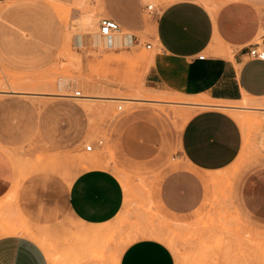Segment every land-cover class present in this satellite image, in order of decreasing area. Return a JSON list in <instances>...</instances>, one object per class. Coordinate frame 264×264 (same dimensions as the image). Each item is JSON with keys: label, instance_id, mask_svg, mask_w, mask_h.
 Masks as SVG:
<instances>
[{"label": "crops", "instance_id": "crops-1", "mask_svg": "<svg viewBox=\"0 0 264 264\" xmlns=\"http://www.w3.org/2000/svg\"><path fill=\"white\" fill-rule=\"evenodd\" d=\"M97 1L99 16L131 34L125 53L140 43L149 52L144 75L148 91L190 105L195 99L219 103L201 105L211 107L187 119L175 148L160 133L157 121L140 116L124 118L115 137L122 157L155 169L177 155L152 197L167 215L193 213L204 202L213 176L229 175L234 166L247 162L248 139L230 105L264 99V60L249 55V47L261 41L264 31V0H158L154 16L144 8L146 0ZM0 2V64L17 73H34L54 63L66 37L56 9L44 0ZM73 34L77 47L79 33ZM108 44L111 48V39ZM260 47L264 49V37ZM107 52L118 56L124 51L118 47ZM259 136L254 142L261 155L248 158V166L236 176L235 192L245 213L264 221V131ZM8 160L0 149V202L14 185ZM14 197L4 211L5 234L0 230V264H51L50 254L37 243L42 231L63 239L64 255L68 236L100 239L104 227L122 212L125 193L113 172L97 167L69 182L57 175H38L20 184ZM114 264L176 261L161 240L141 237L128 243Z\"/></svg>", "mask_w": 264, "mask_h": 264}, {"label": "rangeland", "instance_id": "rangeland-1", "mask_svg": "<svg viewBox=\"0 0 264 264\" xmlns=\"http://www.w3.org/2000/svg\"><path fill=\"white\" fill-rule=\"evenodd\" d=\"M44 1L56 9L66 30V41L54 63L34 73H17L0 64V149L14 171V184L18 188L38 175H57L69 182L82 171L99 166L118 177L125 193L122 212L114 219L116 223L113 220L104 227L106 233L100 239L68 236L64 255L61 237L46 231L36 236L44 252L50 254L51 264H114L128 243L147 232L170 248L176 264H264V221L245 213L235 192L236 176L248 166V158L261 155L254 141L264 130V99L230 105L236 107L235 114L248 117L244 123L247 162L234 166L218 182L208 183L204 202L193 213L181 217L167 215L152 194L162 176L178 161L177 155L164 160L159 169L128 161L116 146L118 125L126 117L157 121L160 133L175 148L187 119L211 107L201 105L219 103L195 99L191 106L182 98L163 93H149L160 100L145 99L151 96L144 83L149 52L143 43L130 49V54L125 53L129 49H122L125 52L118 56L103 49H79L72 42L81 15L73 3L76 0ZM143 4L144 8L153 6V16L160 8L158 0H146ZM102 18L106 17L98 15V22ZM61 77L71 82L70 91L64 92L69 97L60 96L56 90ZM74 91L87 98L74 96ZM111 97L116 101H110ZM125 99L130 102H124ZM245 106L261 110L250 111ZM86 146H92V151L87 152ZM14 198L7 196L0 202L3 234L7 222L4 211ZM80 250L84 252L81 255Z\"/></svg>", "mask_w": 264, "mask_h": 264}, {"label": "bare ground", "instance_id": "bare-ground-1", "mask_svg": "<svg viewBox=\"0 0 264 264\" xmlns=\"http://www.w3.org/2000/svg\"><path fill=\"white\" fill-rule=\"evenodd\" d=\"M78 8H79V10L81 11L80 12V17H79V20H78V28H76L77 30H78V32L77 33H79V36H78V43H77V47L79 48V49H104V50H106V51H110V50H114L115 48H120L121 50L122 49H129L131 46H130V42H129V38H130V33L129 32H126V31H124V30H120L118 33H116L113 37H112V46H111V48H109V44H108V40H107V38L106 37H101L100 35H99V31H98V14L100 13V11H101V6H100V3H99V1H97V2H89V1H87V0H76V1H74L73 2ZM97 10V13L95 12ZM97 14V15H96ZM77 20V19H76ZM75 22H77V21H75ZM77 30H75V31H77ZM75 35V34H74ZM66 41V40H65ZM64 41V42H65ZM75 41H76V39H75ZM76 45V44H75ZM64 46V45H63ZM63 49V48H62ZM100 52V51H99ZM125 52V51H124ZM77 66V65H76ZM63 77V76H62ZM61 77V78H62ZM66 77V76H65ZM68 78H70V77H68ZM67 78V79H68ZM28 79V78H27ZM73 79V78H72ZM58 80V79H57ZM74 81V80H73ZM76 82V81H75ZM74 83V82H73ZM72 83V84H73ZM76 85V84H75ZM71 82L69 81V80H66V79H59L58 80V82H57V84H56V90H57V92H59L60 93V96H68L69 97V95L70 94H68V95H66L64 92H66V91H70V89H71ZM77 91H74V93H76ZM6 93V92H5ZM70 93V92H69ZM148 94L149 93H151V94H158V93H156V92H150V91H148L147 92ZM143 94V93H142ZM151 94H149L151 97H147V98H145V99H147V100H152V99H150V98H155V100H158V99H156V96L155 95H151ZM139 95H141V92H140V94H138V96ZM144 95V94H143ZM146 95V94H145ZM74 96H75V94H74ZM72 97V96H71ZM70 97V98H71ZM81 97V99H86L87 97L86 96H80ZM101 99H106L107 100V98H103V97H101ZM110 101H116V98H108ZM132 99H134V98H132ZM136 99V98H135ZM144 99V100H145ZM129 99H125L124 100V102H130V101H128ZM139 100V99H138ZM160 100V99H159ZM245 100H248V101H250L251 99H245ZM252 100H254V99H252ZM146 101V100H145ZM153 101V100H152ZM144 102V101H143ZM247 102V101H246ZM142 103V102H141ZM145 103V102H144ZM247 103H249V102H247ZM246 103V104H247ZM156 105V104H155ZM158 105V104H157ZM198 105V104H197ZM248 105V104H247ZM120 108V107H119ZM236 108V107H235ZM245 109H247V110H250V111H253V110H261V109H259V108H253V107H247V106H245ZM88 110V109H87ZM237 120L240 118V120H241V125H242V127H243V129H245L244 127H245V125H244V123H246L247 121H246V118H248V117H246L245 119H244V117H241L240 115L238 116V114L236 113L235 114V112H232L231 113ZM246 114H248V113H246ZM250 114V113H249ZM255 114V113H254ZM253 114V115H254ZM244 115V114H243ZM175 116V115H174ZM248 116V115H247ZM256 116H257V114H256ZM258 116H259V114H258ZM177 117V116H176ZM238 117V118H237ZM251 117H253L254 118V116H251ZM250 117V118H251ZM264 118V117H263ZM184 119V118H183ZM180 120V119H179ZM183 121V120H182ZM239 121V120H238ZM262 121V120H261ZM240 122V121H239ZM263 122V121H262ZM246 130V129H245ZM264 131V130H263ZM245 134H246V132H245ZM263 134V133H262ZM262 134H260L261 136H262ZM260 137V136H259ZM260 139V138H259ZM87 147V146H86ZM103 155V154H102ZM99 158V157H98ZM100 158H101V156H100ZM92 159V158H91ZM91 161V160H90ZM95 161V160H94ZM89 162V161H88ZM90 163V162H89ZM93 163V162H92ZM101 163V162H100ZM100 163H99V165H100ZM98 164V163H97ZM101 165H102V163H101ZM100 165V166H101ZM108 165V164H107ZM106 165V166H107ZM91 166V165H90ZM105 166V165H104ZM99 167V166H98ZM93 168V167H92ZM95 168H96V166H95ZM108 168V167H107ZM17 174V173H16ZM21 175V174H20ZM19 177V176H18ZM21 178V177H20ZM125 178V177H124ZM213 178V181H214V183H216V182H218L219 180H221L222 178L221 177H216V176H213L212 177ZM16 179V178H15ZM121 179H123V178H121ZM126 179H128V177H126ZM239 179V178H238ZM126 181V180H125ZM223 181V180H222ZM127 182V181H126ZM236 182V181H235ZM137 183V182H136ZM144 183V182H143ZM222 182L220 181V183H219V185L221 184ZM218 184V183H217ZM216 184V185H217ZM17 185V184H16ZM16 185L14 184L13 185V188H12V191L10 192V194H9V196L10 197H14L15 196V194H16V189H17V187H16ZM144 185V184H143ZM148 185V184H147ZM127 186H128V184H127ZM144 187V186H143ZM219 187L220 186H218V189H217V191L219 190ZM146 188V187H145ZM129 189V186L127 187V190ZM144 189V188H143ZM147 189V188H146ZM130 190V189H129ZM139 190V189H138ZM140 191V190H139ZM126 192V191H125ZM134 192H135V189H134ZM127 193V192H126ZM142 193V192H141ZM128 195V194H127ZM129 196V195H128ZM129 201V200H128ZM131 204V203H130ZM130 206V205H129ZM150 209V208H149ZM126 210H127V208H126ZM125 211V210H124ZM128 215H129V213H128ZM155 215V214H154ZM115 221H117V220H114V222ZM116 223V222H115ZM120 223V222H119ZM167 224V223H166ZM178 226V225H177ZM262 226V225H261ZM119 227V226H118ZM186 227H188V226H186ZM263 227V226H262ZM115 228V227H114ZM192 228V227H191ZM264 228V227H263ZM118 229V228H117ZM119 230V229H118ZM98 232H99V230H98ZM32 233V232H31ZM106 233V232H105ZM112 233V232H111ZM26 234V233H25ZM28 234V233H27ZM89 234V233H88ZM189 234V233H188ZM100 235V234H99ZM142 237H149V238H155V239H157L155 236H154V234L153 233H151V232H147V233H143V235H142ZM186 237V236H185ZM188 237V236H187ZM36 238V237H35ZM140 238V237H139ZM178 238H180V237H178ZM36 240V239H35ZM104 240V239H103ZM38 241V240H37ZM168 241H170L169 239H168ZM172 243V242H171ZM170 243V244H171ZM115 255V254H114ZM49 256V255H48ZM47 256V257H48ZM51 258V257H50ZM114 261V260H113ZM51 262V261H50ZM59 262V261H58ZM53 264V263H52Z\"/></svg>", "mask_w": 264, "mask_h": 264}, {"label": "built area", "instance_id": "built-area-1", "mask_svg": "<svg viewBox=\"0 0 264 264\" xmlns=\"http://www.w3.org/2000/svg\"><path fill=\"white\" fill-rule=\"evenodd\" d=\"M146 10L150 14H152L154 12L152 5H147ZM98 31H99V35L101 37H106L107 40H109V39H112V37L117 32L120 31V27L118 26V24L115 21H113L109 18H102L98 22ZM263 37H264V31L261 33V41L254 44V45H251L249 47V55L255 59H258V60H264V49L262 47H260ZM147 49H150V46H147ZM203 58H204L203 56L199 57V59H203ZM74 94L76 97L81 96L80 92H76ZM85 149L87 152H90V151H92L93 147L87 146Z\"/></svg>", "mask_w": 264, "mask_h": 264}]
</instances>
